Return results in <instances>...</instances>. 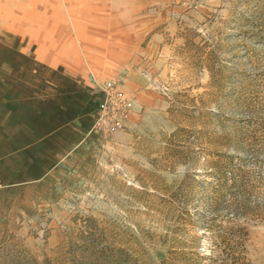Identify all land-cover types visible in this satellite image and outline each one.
I'll use <instances>...</instances> for the list:
<instances>
[{
    "label": "rangeland",
    "instance_id": "374dc122",
    "mask_svg": "<svg viewBox=\"0 0 264 264\" xmlns=\"http://www.w3.org/2000/svg\"><path fill=\"white\" fill-rule=\"evenodd\" d=\"M116 78L134 109L102 135ZM224 155L247 161L238 235L264 264V0H0V264L61 261L85 225L135 264H213Z\"/></svg>",
    "mask_w": 264,
    "mask_h": 264
},
{
    "label": "trees",
    "instance_id": "16d2710c",
    "mask_svg": "<svg viewBox=\"0 0 264 264\" xmlns=\"http://www.w3.org/2000/svg\"><path fill=\"white\" fill-rule=\"evenodd\" d=\"M223 157V156H222ZM226 161H218V168L220 173L216 176L217 186L220 194L215 195V200H223L230 202L227 206L232 208L230 215L232 217L227 218V222L230 223L229 232L221 231L215 238V247L211 253L206 254L209 260L214 261L213 264H250L246 261L243 253L245 250L244 239L239 236V232L243 231L240 227L241 223H238V218L244 216L246 218V211L250 208L248 205L250 197L249 194L250 181H247L248 171H246L248 165H246L245 160L240 159L235 156H225ZM229 182H231L229 184ZM232 190L236 192L231 193ZM230 192V193H229ZM218 196V197H217ZM214 199V198H213ZM223 201V202H224ZM244 211L239 212V208ZM237 208V209H236ZM212 228L213 224L219 217L212 216L208 217ZM96 225H85L84 229L80 232L77 244H71L69 251L64 255V258L58 262H52L50 259H45L43 262H31L28 264H123L120 261L123 257H127V253L122 248L112 247L110 244L106 243L103 239V233L97 234L100 229ZM234 228H236L234 230ZM92 229H94L92 231ZM219 238V239H218ZM75 247L76 249H74ZM219 250V254L215 255L214 251ZM176 253V251H173ZM179 252V251H178ZM177 252V253H178ZM189 253V252H188ZM180 254L186 255L185 251H181ZM197 254V253H196ZM222 257V258H221ZM217 259V260H215ZM168 264L167 261L163 262ZM124 264H135L132 259L128 256L127 261Z\"/></svg>",
    "mask_w": 264,
    "mask_h": 264
},
{
    "label": "built area",
    "instance_id": "2783aa9c",
    "mask_svg": "<svg viewBox=\"0 0 264 264\" xmlns=\"http://www.w3.org/2000/svg\"><path fill=\"white\" fill-rule=\"evenodd\" d=\"M101 92L103 97L95 114V129L102 135L125 129V121L129 119L134 109V99L127 91L126 79L106 80Z\"/></svg>",
    "mask_w": 264,
    "mask_h": 264
},
{
    "label": "crops",
    "instance_id": "0c3cea01",
    "mask_svg": "<svg viewBox=\"0 0 264 264\" xmlns=\"http://www.w3.org/2000/svg\"><path fill=\"white\" fill-rule=\"evenodd\" d=\"M100 94H101V98H102L103 97L102 92H100ZM101 98L99 99V101L101 100ZM99 101L97 102V105H96V108H95V111H94V114H93V119L95 118V114H96V111H97V107H98Z\"/></svg>",
    "mask_w": 264,
    "mask_h": 264
}]
</instances>
